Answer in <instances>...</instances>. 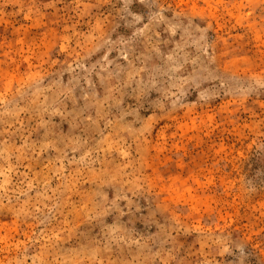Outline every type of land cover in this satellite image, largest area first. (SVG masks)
<instances>
[{
  "label": "clouds",
  "instance_id": "clouds-1",
  "mask_svg": "<svg viewBox=\"0 0 264 264\" xmlns=\"http://www.w3.org/2000/svg\"><path fill=\"white\" fill-rule=\"evenodd\" d=\"M61 2L42 0L41 6L55 9ZM66 7L79 18L66 29V47L53 45L40 57L46 69L42 64L14 90L0 91V214L15 212L40 228L17 264H213L212 249L231 255L227 264H239V246L205 241L209 253L192 261L182 243L191 232H161L164 216L145 222L155 209L137 172L148 115L219 100L206 89L215 83L210 73L220 75L209 30V44L190 60L173 50L176 34L160 0H70ZM138 125L140 135L125 138ZM52 157L63 171H34ZM65 171L79 178L86 199L70 189ZM258 182L264 186V173Z\"/></svg>",
  "mask_w": 264,
  "mask_h": 264
},
{
  "label": "rangeland",
  "instance_id": "rangeland-1",
  "mask_svg": "<svg viewBox=\"0 0 264 264\" xmlns=\"http://www.w3.org/2000/svg\"><path fill=\"white\" fill-rule=\"evenodd\" d=\"M69 4L62 0L55 9H45L42 0H0V91L14 90L28 75L38 74L42 64L46 69L40 57L53 45L66 47V29L79 19ZM160 4L168 10L166 26L176 34L173 50L182 49L186 59H195L209 44L204 38L209 30L211 56L220 75L210 73L215 83L206 89L220 98L144 119L137 157L142 167L138 165L137 172L148 189L144 199L151 196L155 209L145 222L164 216L167 224L158 225L161 232L172 227L191 232L182 243L192 261H202L209 253L205 241L216 240L217 247L242 249L239 264H264V186L258 182L264 173V0ZM67 55L70 62L72 53ZM139 127L130 128L125 138L139 136ZM52 169L63 171L55 157L34 166L44 176ZM64 175L70 189L86 199L89 194L79 191V178L66 171ZM39 230L31 219L22 223L15 212L0 214V264H17ZM208 259L227 264L233 257L212 249Z\"/></svg>",
  "mask_w": 264,
  "mask_h": 264
}]
</instances>
